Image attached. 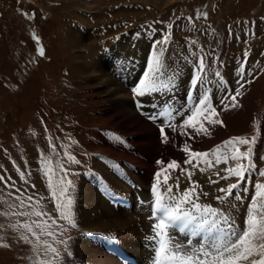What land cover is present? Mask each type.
Wrapping results in <instances>:
<instances>
[{"label":"rangeland","instance_id":"1","mask_svg":"<svg viewBox=\"0 0 264 264\" xmlns=\"http://www.w3.org/2000/svg\"><path fill=\"white\" fill-rule=\"evenodd\" d=\"M0 11L2 14L0 17V176L5 178L0 181V244L9 245L7 248L0 246V264H31L34 256L32 247L19 239V233L10 227L18 220L24 222L26 219L10 214L12 210H23L17 208L20 203L18 197L28 204L26 197L31 196L33 201L39 202L40 208L47 212L49 217L57 219L55 201L51 199L47 187L48 178L44 174L45 160L51 161L54 181L63 175L60 172V166H63L69 173L67 179L72 180L76 185L73 211L78 228H68L65 222L59 220L58 224L67 231L61 232L60 228L53 226L57 240H67L68 250L71 253V255L64 253L63 245H57L62 252L63 264H119L97 245L84 239V235L81 234L87 232L94 237L95 233L116 236V241L126 250L125 252L135 258L140 248L146 246L147 250L145 243H148L149 239L142 232V224L150 223L148 209L144 207L142 214L139 212L142 208L139 210L137 206L139 203H135L138 196L135 190L136 184L132 189L119 179L121 187L111 185L108 180L111 172L103 169V166L92 156L101 153L102 143L99 137L101 133H104L103 140L110 144L109 146L121 145L133 152L132 154L139 152L133 143L143 137L122 135L121 125L118 126L120 129L110 125L118 122L114 114L109 111L111 102L106 99L104 93L96 89L92 81L87 80L85 75L76 73L78 57L82 51L70 47L68 50L64 48L65 53L63 52L58 39V20L68 14L79 17V20H85L84 24L87 23L92 27L90 34H98L97 37L112 36L113 33L121 37L123 32L129 30L128 26L132 27L130 29H139L143 32L142 26L145 23L154 25L147 27L151 32L170 30L171 40L168 43L170 47L165 54L166 77L170 76L172 69L179 72L177 80L174 81L176 86L173 88L177 92L173 95L185 94L193 66L187 63L184 57L194 59L193 51L199 53V49H203L208 81L211 83L215 80L219 81L215 77V71H220L227 80L226 84L221 86L225 88L229 85L230 90H235L239 86L238 70L243 66L244 76L241 83L247 85L242 89L241 96L237 98L240 106L223 111L221 104L219 107L216 105L219 119L223 121L224 126L207 125L211 135H201L196 138L191 148L196 151H210L214 148V144L221 142L218 140L216 143H211L212 136L219 133V130L235 137L250 139L257 136L253 152L257 169L252 174L253 183L258 179L257 172L264 168V159H260L264 157V41H260L261 37L264 39V0H81L80 2L0 0ZM189 17L192 18L191 23ZM135 18H140L139 23L135 25L129 23ZM156 33L160 34L161 38L165 35L154 31L153 35L150 34L151 40ZM124 34L126 36L128 33ZM114 35L103 40L96 49L100 53L98 59H102L107 64L111 63L107 60L118 54L112 50L106 51ZM258 36L261 44L259 46L254 43ZM192 40L197 44L190 45ZM40 47H43L44 55L38 57L37 55L40 54L37 51ZM104 50L106 52L102 53ZM141 50L146 51L144 47ZM71 56L75 57L74 61ZM214 56L215 63L212 62ZM118 70L119 68L108 73L119 77ZM219 86L218 82L212 85L216 87L214 90H219ZM224 91L225 89L222 92ZM148 100L151 101L149 97ZM107 111L109 112L106 113ZM240 114L244 116L242 120ZM232 117L236 119L233 120ZM117 134L125 140L123 143H115L114 136ZM246 148L247 146H242L241 151ZM65 151L79 161L85 158L84 164L97 169L103 180L105 179L107 187L116 194H125L128 200H131V206L128 209L123 208L128 213L124 214L122 208H118V212L115 211L116 220L113 219L116 224L110 219L113 214L108 207L109 203L104 199L105 204H103V199L92 186L81 179V174H70L74 172L73 168H76L75 171L79 168V164L69 163L64 156ZM112 159L116 160V158ZM157 159L161 158L157 156L150 162L151 166L157 164ZM185 159L187 155L175 160L182 165V168L193 172L191 179L200 186L197 189L200 202L230 210L237 222L242 224L253 188L249 186L248 199L243 205L232 201L237 204L238 210L230 209L228 205H221L216 197L223 195L218 192L219 188H226L229 184L235 183L237 178L220 180L216 184L211 183L209 179L217 180L218 177L214 175L217 171L224 176L226 173L222 169L228 165L221 163L212 169L200 171L192 165H184ZM17 168L24 173V180H21ZM123 169L128 170L124 167ZM158 170L160 168H156L154 172ZM169 172L170 185H174L179 178L180 192L190 187V181L186 174H182L181 168ZM128 174L134 176L131 171ZM151 184L148 183L147 187ZM176 191L173 187V192ZM129 213L133 215L139 213L140 219ZM32 219L39 218L32 217ZM130 223L134 224L130 225Z\"/></svg>","mask_w":264,"mask_h":264},{"label":"snow or ice","instance_id":"2","mask_svg":"<svg viewBox=\"0 0 264 264\" xmlns=\"http://www.w3.org/2000/svg\"><path fill=\"white\" fill-rule=\"evenodd\" d=\"M204 16L206 17V13ZM188 19L191 23L192 18ZM170 40L171 32L169 30L166 35L155 40L151 45L145 70L138 82L131 88L134 98L158 95L172 91L175 87V74L166 78L165 45ZM37 43H39L38 39ZM196 44L195 40L190 41V45ZM38 51L41 56L44 55L43 47H40ZM192 57L194 59L184 57L187 63L193 65L186 94V100L190 102L189 105L183 110H177L167 106L165 102L158 114L147 116L153 122H157L158 118L163 117L159 120V130L164 143L169 142V135L165 132L166 128H170L172 131L179 129L181 135L186 134L189 139H194L195 136L201 134L211 135L209 127H206L202 121H206L210 126L217 124L224 126L223 121L219 119L217 108L212 102L214 95H210L212 89L209 87L202 90L206 83H211L207 79V64L203 49H199V53L193 51ZM238 74L240 76V80L237 81L239 86L221 97L223 111L240 106L237 98L241 96V90L245 86L244 83H241L244 76L243 66L238 70ZM215 77L218 78L219 83L226 84L220 71H215ZM143 103L140 99L136 100L138 110L143 108ZM177 116L182 118L179 123L175 122ZM188 129H192V132H187ZM257 138V136L250 139L231 137L207 152L192 149L186 141L181 149L187 155V159L183 162L184 165H192L193 168L200 171L212 169L221 163L228 165L222 169L226 173L224 176H221L217 171L214 173L218 177L217 180L209 178L213 184L231 177L237 178L235 183L218 189V192L223 194L216 197L221 205L237 209V204L232 201L243 205L248 199L249 186L253 188L242 224L237 222L230 210L200 202V194L197 192L200 186L192 181V171L182 168V165L176 160L157 161V164L162 167L155 173V182L151 187L154 199L150 218L154 222L151 228L152 235L148 239L153 248L152 264H264V168L257 172L258 179L254 183L252 176L257 169L253 159ZM114 139L123 143L118 135L114 136ZM73 143L75 142L73 141ZM242 146H247L246 150L241 151ZM53 151H55L54 146ZM64 156L69 163H80L75 156L67 151ZM260 159H264V157H260ZM178 168L182 169V174H186L190 181V187L183 192L179 191V178L176 179L174 185L169 184L171 179L169 170L175 171ZM17 172L21 180H24V173L19 168H17ZM60 172L63 175L54 181L51 161L45 160L44 174L48 178L47 187L51 199L55 201L57 219L49 217L48 213L40 208L39 202L33 201L31 196L26 197L29 201L28 204H25L24 199L18 197L20 203L17 208L23 210H12L10 213L26 218L24 222L18 220L10 227L19 233V239L32 247L34 256L31 264H63L62 252L57 245H63L64 253L71 255L67 240H57V233L53 230V226H56L60 228L61 232L67 231L66 228L58 224V220L64 221L67 226L76 227L73 211L76 186L72 180L67 179L69 175L67 169L60 166ZM4 179L3 176H0V181ZM33 187L35 186L33 185ZM173 187L176 188V192H173ZM203 195L206 196L207 193H203ZM32 217L39 219H32ZM110 239L116 241L117 237L112 236ZM0 246L7 248L9 245L4 243Z\"/></svg>","mask_w":264,"mask_h":264},{"label":"bare ground","instance_id":"3","mask_svg":"<svg viewBox=\"0 0 264 264\" xmlns=\"http://www.w3.org/2000/svg\"><path fill=\"white\" fill-rule=\"evenodd\" d=\"M76 1L80 2L81 0H76ZM66 5L68 6V4ZM138 20H140V18H135L133 20H130L129 23H134L135 25L136 23H139ZM84 21L85 20H81V19L79 20V17H74V15L71 16L70 14L58 20V25H59L58 39L60 46L62 47L64 53H65L64 48L65 49L67 48L68 50V48L70 49V47L72 49L76 48L79 51H82V53L79 54L80 56L78 57L79 62L77 64L76 73L77 74L82 73L83 75H85L87 77V80L92 81V83L96 86V89L104 93L106 95V99L111 102V105H109V111H111L114 114V117L116 120H118V122L117 123L115 122L110 125L116 126L117 128H119L118 126L121 125L122 130L120 128L119 129L122 135L130 136V137L131 135L132 136L141 135L143 137L142 139H137V141L133 143V145H135V148H137L139 152L135 151L136 153L132 154L133 152H131L128 148H123V146L121 145L109 146L110 144L108 145L103 140L102 135H99L100 143H102L101 153L106 154L111 158L125 160V162H127L130 167H134L138 169V171L135 172L134 176H132L131 174H128V176H130L131 182L136 184L135 190L136 193L138 194L137 197L140 198L141 200H145L146 197H148V187H147L148 183L150 182L154 183L155 181V172L157 171L154 172V170L156 168L161 169L162 167L159 164H154L151 166L150 162L155 160L157 156L160 157L161 159H157L156 163L158 160L170 162L172 160L180 158L181 156H186V153H184L181 150L183 144L187 141L190 144V146L193 147L194 144L193 140H196V138L200 137L203 134L199 136H195V133H193V136H195V138L189 139L186 134L181 135L179 129H177L175 132L172 131L170 128H166L165 132L169 135V142L164 143L162 141V136L160 135V130H159L160 118H158L157 120L158 122L157 128L146 120L148 115L158 114V112L156 113L157 111L156 107L159 106L157 104L158 102L157 103L151 102L148 100V97L134 98L133 93L131 92V88L134 82L136 81L138 75L142 72V69L146 67L147 58L149 57L151 52V45L154 42L153 40L160 39L161 38L160 34L156 33L155 34L156 36L155 37L153 36L151 40L150 38L151 33L146 31L141 32V30L139 29H130L132 28L131 26H128L129 30L123 32L121 37L120 36L118 37L113 33L114 38L110 40L109 47L107 50L105 48V50L106 51L112 50L114 52H118V54H116L110 60H107L108 62H111L110 64H107L104 61H102V59H98L100 53L96 49H98L99 44L101 45V42L103 40H107L108 38H110L111 35L107 37H101V36L97 37L96 35L98 34L96 35L92 33L90 34L92 27L89 26L87 23L85 25L84 23L86 21L85 22ZM144 21H148V20H144ZM124 33H128V34L125 36ZM258 40H259V36L256 38V42H254L257 43V46L261 45L260 44L261 40L264 41L263 37L260 38V41ZM142 47L145 48L146 50L145 52L141 50ZM248 47L250 48V44L248 45ZM105 50L102 51V53H105L106 52ZM74 58L75 57L71 56L72 61L75 60ZM117 68H119V70L117 71L118 73H120L119 77H117L116 75L115 76L109 75L108 73L109 71L116 70ZM231 81L232 80L230 79L229 81L230 86H231ZM172 97L175 99V101H172L173 99ZM172 97H170L169 103L171 107H174L182 102V100L184 99V94H177V95H173ZM137 99H140L144 102L143 103L144 115H137L135 112V108H134L135 106L132 100H137ZM159 110L161 111V109ZM109 111H107L106 113H108ZM240 117L241 120L244 118V116L242 115ZM234 118L235 117H232L233 120ZM181 120L182 119L177 118L175 122L179 123ZM202 122L205 124L206 127H208L206 121H202ZM187 132H192V129H188ZM229 136L230 135L228 132L219 130V133L217 132V134L212 136L211 143L212 144L216 143L218 140L224 141V139H227ZM140 152H142V154ZM136 154L138 155L140 154V155L136 156ZM150 158L151 160H149ZM108 180L110 181L111 185H115L116 187L122 186L121 181H118L114 177L112 172L109 173ZM112 192L114 193V191ZM96 198L99 197L96 196ZM102 202L103 204H105L104 200ZM130 202L131 200H129V203ZM135 203L137 204V201ZM137 206L139 210L142 208L141 211H139L142 214V212L145 210L144 207L146 206L142 204H137ZM108 207L111 209L113 214L112 218L110 219L112 223L116 224L117 222L115 221L116 218L114 217V213L115 211L118 212L119 211L118 208H122V207H118V206L113 207L110 204H108ZM122 211L123 213L125 212L124 214L128 213L123 208ZM129 214H131V216H136L137 218L140 219L138 215L139 213L134 215L132 213ZM129 214L127 215L130 216ZM118 215L121 216V214ZM113 218H115V220ZM127 220H129V217ZM131 224L134 223H130V225ZM142 225H143L142 226L143 234L147 238H149L152 235V231H151L152 222L148 224L143 223ZM146 244L148 245V243H145V245ZM128 255L133 257L134 260L141 261L143 264H145V261L151 255V252L147 251L146 246H144V248L143 249L140 248L138 253L135 255L136 258L132 256L130 253ZM107 259H111V258H107Z\"/></svg>","mask_w":264,"mask_h":264},{"label":"flooded vegetation","instance_id":"4","mask_svg":"<svg viewBox=\"0 0 264 264\" xmlns=\"http://www.w3.org/2000/svg\"><path fill=\"white\" fill-rule=\"evenodd\" d=\"M2 14H1V11H0V16H1Z\"/></svg>","mask_w":264,"mask_h":264}]
</instances>
